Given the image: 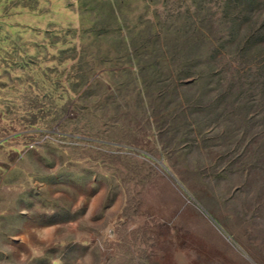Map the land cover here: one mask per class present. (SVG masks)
I'll return each mask as SVG.
<instances>
[{
  "label": "rangeland",
  "instance_id": "1",
  "mask_svg": "<svg viewBox=\"0 0 264 264\" xmlns=\"http://www.w3.org/2000/svg\"><path fill=\"white\" fill-rule=\"evenodd\" d=\"M0 264H264V0H0Z\"/></svg>",
  "mask_w": 264,
  "mask_h": 264
}]
</instances>
